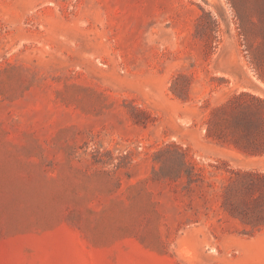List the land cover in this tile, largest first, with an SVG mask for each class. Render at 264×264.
I'll list each match as a JSON object with an SVG mask.
<instances>
[{"label": "rangeland", "instance_id": "374dc122", "mask_svg": "<svg viewBox=\"0 0 264 264\" xmlns=\"http://www.w3.org/2000/svg\"><path fill=\"white\" fill-rule=\"evenodd\" d=\"M259 176L264 0H0V264H264Z\"/></svg>", "mask_w": 264, "mask_h": 264}, {"label": "trees", "instance_id": "16d2710c", "mask_svg": "<svg viewBox=\"0 0 264 264\" xmlns=\"http://www.w3.org/2000/svg\"><path fill=\"white\" fill-rule=\"evenodd\" d=\"M255 152H261V151H258V149L255 151ZM252 176V175H251ZM261 178H264V176H259ZM244 185H247L246 183ZM232 213H234L235 211H233V209L231 210ZM247 213H240V215H246Z\"/></svg>", "mask_w": 264, "mask_h": 264}]
</instances>
